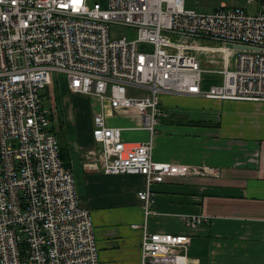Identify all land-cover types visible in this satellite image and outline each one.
Returning a JSON list of instances; mask_svg holds the SVG:
<instances>
[{"label": "built area", "instance_id": "1", "mask_svg": "<svg viewBox=\"0 0 264 264\" xmlns=\"http://www.w3.org/2000/svg\"><path fill=\"white\" fill-rule=\"evenodd\" d=\"M258 6L254 13L226 3L198 12L185 0H109L106 8L90 0H0V264H100L91 210L43 104L56 73L67 75L73 93L109 102L117 113H138L152 136L168 115L164 93L264 102V0ZM112 23L136 32L114 40ZM203 55L218 58L221 67L212 72L221 82L204 87ZM106 116H94L101 147L89 156L106 174L146 176L139 192L146 219L155 183L212 174L156 161L152 136L127 142ZM207 220L187 217L191 226ZM142 229L141 264H189V235L151 232L147 223Z\"/></svg>", "mask_w": 264, "mask_h": 264}, {"label": "crops", "instance_id": "2", "mask_svg": "<svg viewBox=\"0 0 264 264\" xmlns=\"http://www.w3.org/2000/svg\"><path fill=\"white\" fill-rule=\"evenodd\" d=\"M202 59L204 87L221 82V75L212 72L221 67L218 58ZM91 98L95 114L103 112L110 126L122 127L125 141L151 139L140 128L141 115L114 112L109 102ZM161 102L168 115L152 136L154 159L213 172L155 183L153 213L147 219L139 197L147 187L146 176L102 171L99 161L89 156L101 147L93 134L95 122L93 132L79 130L73 121L62 126L60 144L69 156L79 198L91 210L100 264H141L145 223L151 232L189 235V264H264V102L170 93L163 94ZM48 108L53 122L58 111ZM190 215L208 220L191 226Z\"/></svg>", "mask_w": 264, "mask_h": 264}, {"label": "rangeland", "instance_id": "3", "mask_svg": "<svg viewBox=\"0 0 264 264\" xmlns=\"http://www.w3.org/2000/svg\"><path fill=\"white\" fill-rule=\"evenodd\" d=\"M95 1L101 3L106 8L109 0H90L91 4ZM258 2L256 0L253 3H248L247 0H219L216 1H205V0H185V6L189 10H195L198 12H212L216 6H220L222 3H226L228 7H243L254 13L258 10ZM135 29L125 24L110 25V36L114 40L121 39L123 37L131 38L135 34ZM203 60V66H205V59ZM53 78L52 84L43 91V104L47 107H52L53 111L57 109V119L53 120V129L60 143H62L61 132L62 126L68 127V121L75 122V127L79 130H86V132L92 131L94 128V115L96 112L93 106V100L90 96L80 93H72L70 91L69 80L67 75L62 73H56ZM215 75V74H212ZM137 90L130 89L129 92L134 95ZM55 93V95L52 94ZM165 94V93H164ZM163 95V94H162ZM57 96V103L54 99ZM120 119L119 116L112 119V123L117 122ZM72 124V123H70ZM124 139H126L124 137Z\"/></svg>", "mask_w": 264, "mask_h": 264}, {"label": "trees", "instance_id": "4", "mask_svg": "<svg viewBox=\"0 0 264 264\" xmlns=\"http://www.w3.org/2000/svg\"><path fill=\"white\" fill-rule=\"evenodd\" d=\"M61 156L64 160V163L69 167V156L67 155V152L61 147Z\"/></svg>", "mask_w": 264, "mask_h": 264}, {"label": "water", "instance_id": "5", "mask_svg": "<svg viewBox=\"0 0 264 264\" xmlns=\"http://www.w3.org/2000/svg\"><path fill=\"white\" fill-rule=\"evenodd\" d=\"M230 47H234V45H230ZM236 47V46H235Z\"/></svg>", "mask_w": 264, "mask_h": 264}]
</instances>
